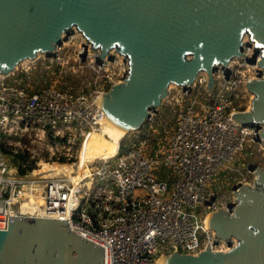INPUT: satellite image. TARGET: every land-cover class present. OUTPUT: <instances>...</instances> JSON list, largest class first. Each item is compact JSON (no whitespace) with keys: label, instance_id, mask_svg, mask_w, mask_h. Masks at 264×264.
<instances>
[{"label":"built area","instance_id":"built-area-1","mask_svg":"<svg viewBox=\"0 0 264 264\" xmlns=\"http://www.w3.org/2000/svg\"><path fill=\"white\" fill-rule=\"evenodd\" d=\"M64 42L53 57L59 65L68 59ZM84 44L77 59L96 70V82L101 73L104 79L118 77L110 79L108 86L125 79L130 69L128 56L112 50L114 60L106 57L98 64V54L90 53V43L86 52ZM117 54L123 58L120 71H108L109 64L118 62ZM237 59L247 64L244 57ZM220 77L227 83L233 78L232 74L229 79ZM5 78L0 76V129L8 133L22 127L39 130L42 136L51 137L53 144L47 147L51 159L81 158L86 140L104 124L100 99L106 88L96 85L90 92L76 93L52 83L30 92L6 83ZM206 81L201 73L198 82ZM221 89L210 106L199 111L192 102L179 112L167 147L155 157L146 140L138 138L122 152L118 146L114 155L81 159L72 178L67 171L64 176L41 170L28 174L33 167L21 175L17 163L0 146V229L8 228L10 215L66 219L74 232L104 247V264H158L161 256L175 251L198 255L208 248L229 250L228 241L217 238L208 219L211 212L229 211V203L236 202L234 192L232 199L219 192L218 179L255 133L234 118L243 110L226 96L230 87L223 83ZM38 159L42 158L32 160ZM89 163L99 166L91 170ZM165 169L169 172L164 173ZM238 182L247 183V177ZM38 184L45 189L37 191ZM37 194L45 197L44 204L30 209L27 202L32 204Z\"/></svg>","mask_w":264,"mask_h":264},{"label":"water","instance_id":"water-1","mask_svg":"<svg viewBox=\"0 0 264 264\" xmlns=\"http://www.w3.org/2000/svg\"><path fill=\"white\" fill-rule=\"evenodd\" d=\"M76 27L99 48L98 64L106 57L114 60L112 50L129 57L125 79L102 96L109 95V107L121 123L129 122L121 125L127 133L141 129L171 82L193 81L204 69L208 77L224 71L229 79V64L239 57L264 67V0H0V76L12 74L24 60H35L38 50L54 57ZM250 46L255 48L248 57L245 47ZM247 88L255 95L252 109L234 118L257 131L264 122V72L248 80ZM258 138L264 143V133ZM248 169L255 174L254 185L236 184L230 210L213 211L208 219L215 220L209 228L230 249L208 248L198 255L175 251L173 264H264V169L257 164ZM104 260V247L74 232L66 219L10 215L8 228L0 229V264Z\"/></svg>","mask_w":264,"mask_h":264},{"label":"rangeland","instance_id":"rangeland-1","mask_svg":"<svg viewBox=\"0 0 264 264\" xmlns=\"http://www.w3.org/2000/svg\"><path fill=\"white\" fill-rule=\"evenodd\" d=\"M77 30L78 29L76 27L75 32H77ZM75 32L72 31V34L64 40L65 46L63 51L68 57V59H66V63L59 65L56 59L53 60V57H47L45 52L38 50L36 51L37 57L35 60H24L28 61L27 63H23L24 61H22L17 65L12 74L6 76L5 82L8 84H14L10 81L9 77L13 75L15 71L22 70L24 67L27 68V71H23L27 73L28 78L23 87L29 91L39 90L52 83H56L62 88H69L76 93L90 92L94 90L96 85L101 87V89L106 88V91L109 90L112 86H108L109 80H115L118 79V77L113 75L109 79H104L101 77L103 76V73H101L100 78L97 79L96 82V70L89 65L88 62L79 63V60L77 59L78 50L82 48L80 45L83 44H78V42L70 38V36L72 37ZM245 38L246 41H250L248 33L243 34V39ZM85 40L87 44L90 43L87 37H85ZM91 49V53L99 52V48L95 49L92 45ZM191 57V54L186 55V58L190 59ZM121 61L120 63L115 62L114 64H109L107 66L108 71L118 68V73L122 66ZM215 65L218 66L220 64L216 61ZM229 65L232 69L233 77L230 83L224 82V79L220 77V75L225 76L223 71H217L213 77H208L205 69L201 70V73L207 76V81L204 83L198 82V77L194 78V80L190 82H171L168 86V95L166 97H161L160 102L154 104L149 109L151 117L142 121L140 127L141 129L138 131H130L119 140H116L114 137L112 138V143L115 145V152H117L118 146H120V150H123L127 144L138 138L140 140H146L148 151L152 149L155 144H160L161 149L166 148L169 136L176 127L179 112L185 109V107L190 105L192 102L195 103L196 108L199 111L215 103V101H217L219 91L222 90L221 87L223 83L224 85L227 84L230 87V89L226 90L225 93L226 96L233 101V106L243 111L252 109V103L255 99V95L248 90L247 81L249 79H256L258 77L259 70L264 71V67L258 65L259 69H257L255 68V66L257 67V62L256 64H249L248 62L247 64H243L242 61L237 58H234ZM40 133L42 132L39 130H25L24 127L14 130L11 133L0 129V146L2 150L13 163L16 161L26 169H29L30 166L33 167L31 171H28L29 173L27 172L28 174L32 175L34 170L38 171L41 169L42 171V164L44 163L54 166L71 164V168L73 170H77V166H79L81 158L83 159L86 156L89 159H96L101 156L99 151L95 148L97 144L90 141L88 143L86 153L84 155L81 154V158L79 155V157H76L74 161L51 159L47 149V147L53 144L51 137L49 134L42 136ZM46 133H49V131ZM254 133L255 134L252 136L253 140L246 144L245 150L240 152L238 156L231 163H229L228 168H225L219 176L217 189L219 192H222L224 197L232 199L234 192L233 187L236 184H239L238 181L243 177H247V184L254 185L255 174L249 172V164H257L259 167L264 169V143L262 141H258V137H261V135L263 136L264 133V122H262V128L254 131ZM110 142L111 140L107 139L105 143ZM99 146L100 144L98 145V148H100ZM108 147L110 149V146ZM21 156L23 157L21 158ZM36 158L42 159H38L37 161L32 160ZM97 165L99 166V164L89 163V168L91 170H95V166ZM50 172L62 176L68 174L66 171L59 169ZM168 172L169 171L167 169L164 170V173ZM172 253L173 252L165 253L164 255L166 256Z\"/></svg>","mask_w":264,"mask_h":264},{"label":"bare ground","instance_id":"bare-ground-1","mask_svg":"<svg viewBox=\"0 0 264 264\" xmlns=\"http://www.w3.org/2000/svg\"><path fill=\"white\" fill-rule=\"evenodd\" d=\"M78 31L79 30H77V32L74 31L75 32L74 35L72 37L70 36V38H72L73 40L78 42V44L86 43L85 42L86 41L85 40V36L82 35L81 31H79V32ZM67 36L68 35L64 36L63 39L66 40ZM244 40L246 41V38ZM247 42H249V41H247ZM91 45L92 44H90V46H89L90 47V53L92 51ZM254 48L255 47H253V46L252 47L250 46V48H246L245 52L247 53L248 57L253 53ZM85 51L87 52V48H86ZM115 53H117V52H115ZM91 54L97 55L98 52L97 53H91ZM122 59H123L122 56L117 54L116 60L118 62H120ZM261 60L262 59L260 57L259 61H261ZM27 62L28 61H24L23 63H27ZM255 68L259 69L258 64H257V67L255 66ZM108 99H109V95H106V96H104L102 98V103H103L104 108H105L106 113H107L106 116H105L104 124H103L101 130L92 132L91 135L89 136V138L86 140V142L84 144V147H83V150H82V153H81L82 155H84L86 153V150H87V147H88V143L90 141H93L92 143H96L97 144L95 148H96L97 151H99V154L101 155L100 158L108 157L110 155H114L116 152H115V149H114L115 145H114V143H112V138L114 137L116 140H119L124 135L127 134V130L128 129H125L124 126L122 127L121 125H127V124H129V122L125 121V123L123 124V123H121V120L117 119L114 116V114L112 113V111H111V109L109 107ZM117 124H119V126H117ZM107 139H110L111 142L110 143H105L107 141ZM99 144H100V146H99L100 148H98ZM107 145L110 146V149H109V147ZM100 150H101V153H100ZM87 159H89V158H87L85 156L82 160H87ZM42 166L44 167V168L42 167V171L43 172H50V171L58 170V169L59 170H64V171H67L69 173L68 175H70L71 178L75 177V175L77 174L76 170H73L71 168V166L67 165V164L54 166V165H51V164H45L44 163V164H42ZM47 168H49V169H47ZM35 188H36L37 191H43L45 189V185L44 184H38V185H36ZM44 201H45V197L42 194H37L36 196H33V198L31 199V203L32 204L29 205V203H30V200H29L27 202V205L31 207L30 209H32V208L36 209V208L42 206L44 204ZM208 222H209L210 225H212V224H214L215 220L210 218V220H208ZM234 241H235V239H234ZM175 255L176 254H173V255H170V256H164V255L161 256V258L159 259V263L158 264H173Z\"/></svg>","mask_w":264,"mask_h":264},{"label":"trees","instance_id":"trees-1","mask_svg":"<svg viewBox=\"0 0 264 264\" xmlns=\"http://www.w3.org/2000/svg\"><path fill=\"white\" fill-rule=\"evenodd\" d=\"M27 78H28V75L25 71L23 70H18V71H15V73L13 75H11L9 77L10 81L12 83H14L16 86H19V87H23L24 83L27 81ZM13 84V85H14ZM24 88V87H23ZM45 87L39 89V90H31V91H41L42 89H44ZM62 88V87H61ZM29 91V90H28ZM30 91V92H31ZM161 149V145L160 144H155L153 146L152 149L149 150L150 152V155L155 157V156H158L159 155V150ZM122 152V150L120 151ZM23 156H21L22 158ZM16 162V161H15ZM17 163V162H16ZM18 164V163H17ZM19 166V173L21 175H24L27 173L28 170H30L32 167L30 166L29 169H26L25 167H23L21 164H18Z\"/></svg>","mask_w":264,"mask_h":264}]
</instances>
